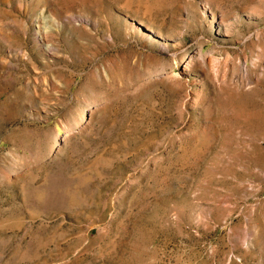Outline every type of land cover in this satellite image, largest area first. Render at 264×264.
Returning <instances> with one entry per match:
<instances>
[{
  "label": "rangeland",
  "instance_id": "1",
  "mask_svg": "<svg viewBox=\"0 0 264 264\" xmlns=\"http://www.w3.org/2000/svg\"><path fill=\"white\" fill-rule=\"evenodd\" d=\"M0 264H264V0H0Z\"/></svg>",
  "mask_w": 264,
  "mask_h": 264
}]
</instances>
